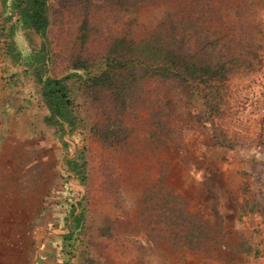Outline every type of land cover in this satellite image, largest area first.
<instances>
[{
    "label": "rangeland",
    "instance_id": "1",
    "mask_svg": "<svg viewBox=\"0 0 264 264\" xmlns=\"http://www.w3.org/2000/svg\"><path fill=\"white\" fill-rule=\"evenodd\" d=\"M221 2L239 8L248 32H255L249 35L251 42L261 48L250 67L224 81L219 113L209 116V122L195 102L198 99L189 100L182 90L170 98L163 83L149 78L131 102L132 113L121 114L120 124L129 133L124 139L116 136L110 145L88 130L71 136L64 131L65 144L52 126L47 133L49 126L40 119L44 108L39 85L9 55H2L0 32V100L11 106L13 122L18 118L26 124L0 127L13 146L7 154L14 206V237L1 238L7 257L0 255V264H32L38 223H42L41 237L65 234L73 220V205L80 217L74 229L77 240L69 247L72 264H264V0ZM153 14L142 12L146 18L142 30L153 27ZM258 17L263 26L258 24L256 31ZM228 19L223 18L227 25L213 17L211 21L227 33ZM240 26L237 21L236 30ZM89 32L81 43L76 24L52 25L47 33L51 73L69 71L77 53L88 56L89 51H100L104 41L97 39L99 33ZM25 34L26 29L19 27L12 38L22 53L28 49ZM156 96L164 105L163 120H170L168 124L176 129L170 137L161 135V142L148 134L152 127L147 119L157 111L151 105ZM2 120L11 123V118ZM212 128L224 134L223 144L212 135ZM77 148L84 155V184L67 170L65 161ZM169 193L176 207L165 214L162 207H168ZM153 200L162 204L152 206ZM178 206L201 230L198 213L217 228L213 247L190 249L188 241L176 240L191 228L174 233ZM55 218L58 224L45 226ZM245 244L250 250H244Z\"/></svg>",
    "mask_w": 264,
    "mask_h": 264
},
{
    "label": "trees",
    "instance_id": "2",
    "mask_svg": "<svg viewBox=\"0 0 264 264\" xmlns=\"http://www.w3.org/2000/svg\"><path fill=\"white\" fill-rule=\"evenodd\" d=\"M222 5L221 0H0L2 55H9L12 63L28 72L39 85V98L44 108L40 119L49 126L47 133L54 129L65 144L64 131L71 136L79 134L77 130H88L110 145L116 136L124 139L129 133V129L124 130L120 124L121 114L125 110L132 113L129 110L131 102L137 99L135 97L143 90L142 83L149 78L156 84L163 83L170 98L177 90H182L189 100H200L195 102L209 122V116L219 113L224 81L240 69L250 67L257 49L261 48L260 43L251 42L249 35L255 32H248L239 8ZM223 10L226 16L221 15ZM143 11L154 13L151 17L154 25L150 30H142L146 28ZM212 17L222 24H226L223 18L229 17L228 32L213 24ZM237 21L241 26L236 30ZM256 21L257 31L258 24L263 26V22L259 17ZM54 23L76 24L81 43L91 35L89 30H93L99 33L96 37L104 44L100 51H89L88 56L77 53L70 70L55 75L50 72L47 37ZM19 27L26 29L28 49L24 53L12 40ZM159 99L156 96L153 100L151 105L157 107V111H151L147 122L152 127L149 136L161 142V135L170 137L176 129L168 124L170 120H163L164 105ZM215 131L212 128V135L223 144L224 134L220 136ZM83 157V152L77 148L76 153L65 160L67 170L74 172L81 184L85 183L86 177ZM63 189L59 192L61 195ZM173 197L170 193L165 197L169 202L168 207L163 203L165 214L173 212L176 207ZM51 199L49 196L48 201ZM153 202L152 206L162 204L158 203L159 200ZM75 204H79L78 201ZM72 207L76 208V205ZM73 208L68 232L62 235L50 233L44 240V244L48 241L57 251L59 264H72L69 247L74 239L77 240L74 229L78 227L80 217ZM145 208L149 209V205ZM181 208L178 206L177 213H174L173 225H178L174 233L188 225L191 228L176 240L185 241V244L188 241L190 249L213 247L218 241L213 234L217 228L198 213V225L202 224L204 229L201 230ZM58 222L56 218L48 220L45 226ZM245 245L244 250H250Z\"/></svg>",
    "mask_w": 264,
    "mask_h": 264
},
{
    "label": "crops",
    "instance_id": "3",
    "mask_svg": "<svg viewBox=\"0 0 264 264\" xmlns=\"http://www.w3.org/2000/svg\"><path fill=\"white\" fill-rule=\"evenodd\" d=\"M10 108L11 106L7 101L1 102L0 100V127L10 129L14 124H16L17 127L25 126L26 124L18 120V118L17 121L13 122L12 118H14V114L10 111ZM4 117L11 118V120H9L11 123L2 120ZM3 135L4 130H0V240L1 238L11 240L14 237V206L13 191L9 182H11L13 170L10 168L11 156L7 154V151L8 149L13 151V146L5 137H3ZM41 224L42 223H38L36 226L38 233L35 236L34 243L37 245V248L34 250L31 257L32 264H59L57 262V251L52 248V245H50L48 241H45L44 244L45 237H41L40 234ZM42 244L44 245L42 246ZM0 255L7 257L6 245L4 246L3 244H0ZM6 262L7 261L5 260V263Z\"/></svg>",
    "mask_w": 264,
    "mask_h": 264
}]
</instances>
